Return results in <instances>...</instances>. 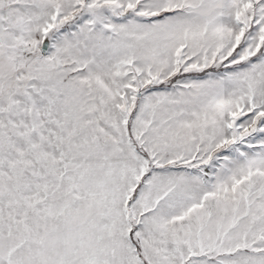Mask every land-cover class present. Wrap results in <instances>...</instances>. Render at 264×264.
<instances>
[{
	"label": "snow or ice",
	"instance_id": "snow-or-ice-1",
	"mask_svg": "<svg viewBox=\"0 0 264 264\" xmlns=\"http://www.w3.org/2000/svg\"><path fill=\"white\" fill-rule=\"evenodd\" d=\"M0 264H264V0H0Z\"/></svg>",
	"mask_w": 264,
	"mask_h": 264
}]
</instances>
